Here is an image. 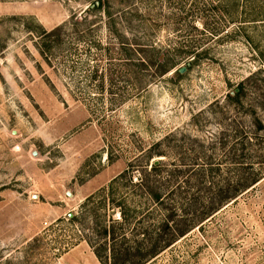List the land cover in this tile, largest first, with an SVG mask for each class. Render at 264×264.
<instances>
[{"label":"rangeland","instance_id":"rangeland-1","mask_svg":"<svg viewBox=\"0 0 264 264\" xmlns=\"http://www.w3.org/2000/svg\"><path fill=\"white\" fill-rule=\"evenodd\" d=\"M97 1L0 0V264H100L88 207L117 217L129 160L247 120L240 81L264 118V0ZM143 264H264V178Z\"/></svg>","mask_w":264,"mask_h":264},{"label":"trees","instance_id":"trees-1","mask_svg":"<svg viewBox=\"0 0 264 264\" xmlns=\"http://www.w3.org/2000/svg\"><path fill=\"white\" fill-rule=\"evenodd\" d=\"M97 2L99 6L101 1ZM172 64L155 68L164 72ZM243 92L240 81L222 101L244 108L247 120L228 116L208 138L197 142L186 138L174 143V149H167L168 133L142 150V162L135 165L134 157L108 180L98 203L114 206L117 217L97 216L98 207H88L93 236L85 234L100 264H143L264 178V118L254 113V103L245 104ZM152 155L161 157L154 162Z\"/></svg>","mask_w":264,"mask_h":264},{"label":"water","instance_id":"water-1","mask_svg":"<svg viewBox=\"0 0 264 264\" xmlns=\"http://www.w3.org/2000/svg\"><path fill=\"white\" fill-rule=\"evenodd\" d=\"M154 162L156 161V159L153 160Z\"/></svg>","mask_w":264,"mask_h":264}]
</instances>
